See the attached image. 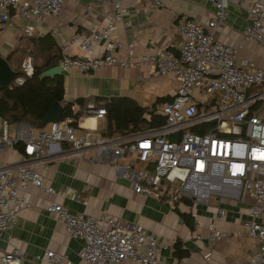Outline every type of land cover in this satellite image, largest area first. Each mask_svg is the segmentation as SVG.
<instances>
[{"label":"built area","instance_id":"built-area-1","mask_svg":"<svg viewBox=\"0 0 264 264\" xmlns=\"http://www.w3.org/2000/svg\"><path fill=\"white\" fill-rule=\"evenodd\" d=\"M145 1L151 8L162 5L161 0ZM211 1L215 14L207 22L197 18L178 21L176 31L182 36L178 53L166 48L141 53L134 41L113 40L114 25L127 24L120 1L113 0L111 18L104 26L71 39L87 52L103 43L104 53H63L58 59L62 70L74 67L82 73L111 64H144L155 76L172 73L178 81L175 91L155 105V111L164 116L160 124L104 134L91 120L106 119L107 110L93 98L85 100L75 120L65 116L41 127L23 123L14 134L8 132L9 122L0 113V152L12 151L17 142L21 145L18 159L0 164V237L13 240L18 211L30 204L22 192L29 184L75 197L68 185L56 189L45 184L37 169V165L47 167L57 156L74 152L82 158L101 161L117 157L118 161L112 163L114 169L132 181L135 191L144 194L166 191L202 203H208L213 195L229 199L250 197L242 229L258 245L240 264H264V67L247 57L238 60L237 54L249 41L264 46V2L255 0L248 7L242 42L231 46L218 41L214 30L226 18L227 4L237 0ZM63 2L0 0V22L16 18L23 21L21 30L31 34L44 17L60 14ZM20 65L21 73H15L8 85L21 84L33 73L32 54L26 53ZM254 85H261L260 89H252ZM63 141L69 151L63 150ZM136 161L143 166L135 168ZM46 210L63 223L71 236L82 240L79 257L87 264H118L125 259L140 264L157 263L162 245L159 237L138 221L108 212L98 216L73 213L60 202L48 203ZM224 213L225 208L218 205L214 217ZM226 234L215 227L214 221L207 223L210 242ZM23 256L21 250L11 247L1 256L0 264H22ZM33 258L43 264H75L65 253L52 248L35 253Z\"/></svg>","mask_w":264,"mask_h":264},{"label":"crops","instance_id":"crops-1","mask_svg":"<svg viewBox=\"0 0 264 264\" xmlns=\"http://www.w3.org/2000/svg\"><path fill=\"white\" fill-rule=\"evenodd\" d=\"M119 1L124 12L123 20L127 24L117 22L111 31L112 39L134 41L136 50L141 53H152L163 48L178 53L182 41V36L176 31L178 21L197 18L205 23L215 14V6L211 0H161L162 5L155 8L149 7L145 0ZM254 1L237 0L227 4V16L214 30L218 41L231 46L242 42L248 20L247 9ZM112 2L113 0H64L61 13L44 17L35 25L31 34L21 30L23 21L16 18L2 21L0 55L13 70L21 63L20 53H35L37 62L43 61L45 55L54 53L56 63L63 53L77 56L100 55L104 53L103 43L87 52L71 42V39L75 35H88L94 27L104 26L111 18ZM45 36L49 39L46 40ZM50 42L55 44L52 51L48 50ZM13 50L16 52L12 53ZM237 54L238 60L247 57L255 65L264 67V46L255 41L243 44ZM62 75L66 99L83 97L85 100L93 98L96 102L122 95L149 106L159 96L171 97L178 84L172 73L155 76L151 74L150 67L144 64H111L89 73H82L73 67L62 70ZM80 107L79 103L73 105L74 110ZM91 122L100 131L105 125L103 118H95ZM11 123V134H14L27 122ZM61 144L63 150L69 151L67 142L63 141ZM19 150L14 148L9 152H0V164L18 159ZM113 161H118V158L111 157L109 161H101L66 152L48 162L47 167L37 165L45 184L50 183L56 189L68 185L75 197L70 193L46 192L29 184L22 192L27 195L30 204L18 211L13 240L10 243L5 236L0 237V263L5 251L17 247L24 253L22 264H43L42 261L35 260L33 255L45 248L65 253L75 264H87L79 257L82 240L71 236L63 223L46 210V205L51 202H60L73 213L98 216L108 212L142 223L158 235L162 244L156 264H240L256 250V239L242 229L250 197L242 195L240 199H229L213 195L208 203H202L193 202L187 196H174L166 191L144 194L135 191L132 181L114 169ZM218 205L225 208V213L215 218V208ZM181 212L187 214L188 219ZM209 221H214L215 227L227 234L210 242L206 236ZM198 233L201 236H197ZM177 241L183 253L180 257L175 254ZM118 264L140 263L125 259Z\"/></svg>","mask_w":264,"mask_h":264},{"label":"trees","instance_id":"trees-1","mask_svg":"<svg viewBox=\"0 0 264 264\" xmlns=\"http://www.w3.org/2000/svg\"><path fill=\"white\" fill-rule=\"evenodd\" d=\"M48 40L49 37L45 36ZM50 49L53 50L55 44L50 42ZM16 51L13 50L12 53ZM26 53H20L22 57ZM33 56L34 71L25 78L21 84L0 85V113L8 122L25 121L30 125L39 126L45 112L50 108L54 100H59L62 104L60 118L70 116L74 120L80 114L81 109L74 110V103L84 104L83 97L66 99L64 97L63 75L40 77L39 73L52 65L57 64L56 55H45L43 61L37 62L35 53ZM53 55V56H52ZM52 56V57H51ZM22 59V58H21ZM21 65L15 67V72L21 73ZM170 96H159L152 104L141 105L134 98L129 96H112L105 98L103 103L107 110L105 125L102 129L104 134L127 133L137 129H144L158 125L164 121V116L155 111V105L159 101L168 99ZM17 148L21 149L19 142ZM190 201V200H189ZM182 213L185 219L187 214ZM175 254L182 256L178 241L175 242Z\"/></svg>","mask_w":264,"mask_h":264},{"label":"water","instance_id":"water-1","mask_svg":"<svg viewBox=\"0 0 264 264\" xmlns=\"http://www.w3.org/2000/svg\"><path fill=\"white\" fill-rule=\"evenodd\" d=\"M15 70H13L6 59L0 55V85H8L15 75ZM55 74H62L61 66L57 63L50 67L43 69L40 73V77L44 76H54ZM62 104L59 100H54L51 103L50 108L45 112L42 117L39 126H44L47 122L52 120H58L60 118V110Z\"/></svg>","mask_w":264,"mask_h":264},{"label":"rangeland","instance_id":"rangeland-1","mask_svg":"<svg viewBox=\"0 0 264 264\" xmlns=\"http://www.w3.org/2000/svg\"><path fill=\"white\" fill-rule=\"evenodd\" d=\"M19 56H21V55H19ZM260 86L261 85H254L253 87H252V89H260ZM97 104H99V103H103V102H96ZM101 120V119H100ZM99 127H101V125L99 126ZM12 129H13V123H11V122H9V128H8V132L11 134V132H12ZM141 166H143V164L140 162V161H136L135 163H134V167L135 168H140Z\"/></svg>","mask_w":264,"mask_h":264}]
</instances>
